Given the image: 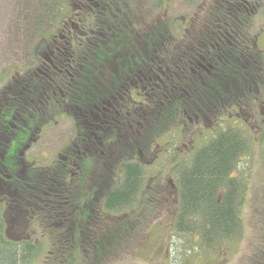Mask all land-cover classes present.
Instances as JSON below:
<instances>
[{"label":"trees","instance_id":"16d2710c","mask_svg":"<svg viewBox=\"0 0 264 264\" xmlns=\"http://www.w3.org/2000/svg\"><path fill=\"white\" fill-rule=\"evenodd\" d=\"M55 1L31 0L29 2L31 11L26 17V23L30 22L35 27L44 20V17H49L52 9L57 5V2L54 4ZM224 1L222 0L220 4L224 8L217 15L216 13L213 15L209 24L210 29L202 32L204 34L201 40L196 41L194 37L191 42L186 41L184 44L181 41L178 44L175 34L171 32V25L163 21L153 23L146 31H138L137 36L134 37L130 34L133 21L128 22L122 18L107 19L103 22L100 20L99 23L93 24V33L89 42L81 38L83 27L77 24L78 31H75L73 52L67 49L65 68L73 72V90L76 92L74 97L81 112V122L92 111L93 103H103L105 95L103 82L106 71L117 78V72L132 69L135 58L140 77L152 75L151 70L154 67L155 77L162 78L161 83L158 81L152 87L157 97L145 100V115L141 120V127L136 125L133 132V126L128 118L126 128H122L121 125V130L114 132L113 137L106 140L107 134L99 135V142L105 145V148L100 155L101 163H97V166L101 169V175L107 177V180L96 187L94 192L105 195L104 208L108 212L131 211L123 214L121 219L124 224L130 225V228L122 229L123 241L118 236L111 239V231L107 230L102 235L98 231H92L89 236H78L82 243L79 251L86 261L88 258L84 250L87 241L93 239V243L97 245L103 240L108 243L105 249L97 250L99 257L96 249L94 251L93 259H103L104 252L114 255V252L123 248L127 236L135 231L134 228L139 220L129 218L130 215H134L132 210L137 207L135 203L139 192L144 188L146 176L145 166L138 160L131 161L133 157L146 153L153 144H157L163 138L164 134L181 129L185 119L206 122L218 116L230 120L229 116L234 113H239L241 116H245L248 112L251 114L253 108L258 107L259 100H262L264 54L255 47L247 31L245 19L249 16V11L238 5L229 6V2L226 0L228 4H224ZM116 7L119 11L112 10L127 15L126 6V8L122 5ZM103 9L106 12L111 10L107 6ZM55 11L57 12L56 9ZM62 16L63 12H61ZM54 21L57 24L58 18ZM131 44L138 47L135 54L130 51ZM164 55L171 57L170 73H167ZM70 90L68 88L65 91L69 98L73 96ZM109 141L113 142L110 150H115L116 155L118 185L115 187L111 186L114 178L111 177L109 169L105 170L103 167L109 165L110 150L107 147ZM250 141L242 128L229 126L226 131H220L205 147L196 151L186 165L177 166L178 180L175 188L176 196L173 193V203L177 208L175 228L178 231L201 232L208 243L215 238L222 239L234 233L238 234L240 227L237 224L239 215L236 203L241 196L238 193L240 188L237 181L231 177V171L239 163L240 158L248 153ZM50 172L49 169L38 170L32 177L33 184L38 186L34 197L45 209V213L42 214L45 227L51 225L53 216L49 211L51 206L49 200L64 202V199H59L66 197L64 193L55 195L49 190L51 181L57 182L58 179H62L60 171L55 172L59 174L57 178L51 177ZM87 189L88 195L93 193L90 187ZM147 193L152 196L154 190L149 189ZM220 193L224 195L219 202ZM162 194H166V191L165 193L162 191ZM145 208H147L145 205L141 207L140 215ZM3 230L4 225L0 216V264H20L21 261L28 259L35 247L27 241L22 244L23 248L19 249L15 243L4 240ZM113 231L118 235V231L115 229ZM51 237L56 239L54 245L59 251L58 260L61 257L65 259V256L61 255L66 253V260L70 261V251L78 249L74 237L72 235ZM118 242L119 244H116ZM255 264H264V259L256 260Z\"/></svg>","mask_w":264,"mask_h":264},{"label":"rangeland","instance_id":"374dc122","mask_svg":"<svg viewBox=\"0 0 264 264\" xmlns=\"http://www.w3.org/2000/svg\"><path fill=\"white\" fill-rule=\"evenodd\" d=\"M136 1L139 4L135 16L132 17V25L136 29L142 27L148 30L153 23L165 21L171 25L178 44L180 41L183 44L186 41L191 42L194 37L196 41L201 40L204 34L202 32L212 21L213 15L215 13L217 15L223 9L220 6L222 0ZM256 1L259 2L257 7L255 5L252 7L245 20L251 39L260 36V40L263 41L260 48L264 51V0ZM29 2L31 0H0V100L7 96V87L13 78L30 70L33 61H38V58L40 60L42 57L34 55L41 52L45 54L41 50L44 49L42 47L45 43H51L53 38H58L64 33L61 31L64 28L60 25L58 27L54 21L56 18H58L57 22L63 21L60 12L62 0H56L54 4L57 2V5L52 9L50 16L44 17V20L35 27L30 22L26 23V17L31 11ZM70 12L73 15L77 13L73 7ZM73 29V31L78 30V27ZM261 108L259 106L255 109V118L249 115V112L243 116L245 120H250L247 125L241 121L237 123L235 118L228 120L224 117L216 133L211 130L213 119L207 120L206 123L201 121L203 124L200 126L197 125L196 119L195 121L185 119L181 129L164 134L157 142L159 146L153 144V147L144 153L143 165L146 177L141 193L144 196L147 190L153 189L154 194L147 199L152 197L154 201L141 215L140 211L130 215L129 219L139 222L137 221L135 231L127 236L125 246L114 252V255L104 252L103 259H93L95 249L97 253L98 249H105L108 243L103 240L97 245L92 239L87 241L84 250L87 261L77 249L70 251V261L66 260V253L61 255L65 256V259L61 257L58 260L59 251L54 245L55 237H51L50 234L44 238L40 231L32 228L31 230H35L38 235L27 241L35 248L30 252L28 259L21 261L20 264H255L256 260H263L264 116L260 114ZM60 116H56V120L42 134V138L28 151V159L37 160L38 166H50L66 142L75 137V126L72 121L61 120ZM229 126L242 128L245 135L251 139L248 153L240 158L239 163L231 171V177L237 181L240 188L238 193L241 198L236 203L239 215L237 224L240 231L222 239L215 238L208 243L201 232L183 233L175 228L177 208L173 201L178 180L177 166L186 165L191 160V155L210 143L220 131H226ZM157 156L160 158H155ZM162 191L164 193L166 191V194H162ZM223 195L220 193L219 202ZM145 203L147 204L146 199L144 205ZM127 212L120 213L121 217ZM112 214L119 213H110ZM108 223V227L102 230L101 235L106 230L111 231V239L118 236L123 241L122 229H129L130 225L115 218L108 220ZM15 229L16 227L11 229V238L4 235L3 238L5 241L13 240L12 242L21 249L26 241L20 239L18 234L20 229L18 227V230ZM113 229L118 231V235ZM97 256L99 257L98 253Z\"/></svg>","mask_w":264,"mask_h":264},{"label":"flooded vegetation","instance_id":"af4514ba","mask_svg":"<svg viewBox=\"0 0 264 264\" xmlns=\"http://www.w3.org/2000/svg\"><path fill=\"white\" fill-rule=\"evenodd\" d=\"M227 2L225 0L224 4L234 7L238 5L248 11L254 5L257 7L259 3L256 0H227ZM138 4L136 0H62L60 10L63 12V21L57 22L56 25L64 28L61 30L64 35L61 34L58 38H53L49 44L45 43L42 47L44 49H41L45 54L41 52L34 55L42 56L41 59L34 60L30 70L17 74L7 87V96L0 100V216L2 225H4V236L11 238V229L15 227L20 229L18 232L20 239L22 238L26 242L38 235L35 230H31L32 228L40 231L39 233L44 238L50 234L72 235L79 251L82 243L77 238L78 236H89L92 231L102 233V230L108 227L110 219L115 218L121 221V211L115 210L113 213L119 214L110 215L111 212L104 208L105 195L94 192L96 187L107 180V177L101 175V169L97 166V163H101L100 155L105 148V145L99 142V135L107 134L106 140L113 137L114 132L121 130V125L122 128H126L128 118L133 126V132L136 125L141 127V120L145 115V100L157 97V93L152 87L158 81L161 83L162 78L155 77L154 67L151 70L152 75L140 77V70L135 58L132 69L117 72V78L106 71L103 82L105 94L103 103H93L92 111L81 122V112L77 99L74 97L76 92L73 90V72L65 68V57L67 49L73 52L75 31H78L77 24L83 27L81 38L89 42L94 23H99L100 20L102 22L107 19L115 20V18L126 19L128 22L133 21L132 17L135 16ZM120 5L127 7H125L127 15L112 10L119 11L116 6ZM106 6L111 10L106 12L103 9ZM72 7L77 11L75 15L70 12ZM72 26L75 27V31ZM132 27L130 34L134 37L137 36L138 31H146L145 29H136L134 25ZM209 29L210 25L207 24L205 30L209 31ZM252 41L258 51L264 54L260 48L263 44L260 36L252 38ZM130 51L135 54L138 47L131 44ZM164 56L167 73H170L171 57ZM125 67L128 68V66ZM68 88L73 94L71 98L65 93ZM261 97L262 100H259L257 108L262 107L260 114L264 116V96ZM255 109L254 107L251 114L249 113L252 117L255 115ZM56 116H60L61 120L72 121L75 126V137L66 142L50 166L41 167L37 165V160L28 159V151L42 138V134L56 120ZM242 116L239 113H234L229 118L230 120L235 118L236 122L239 120L247 125L250 120H245ZM222 119L216 116L212 121L211 130L213 133H216L221 126ZM200 124L203 122L197 121V125L200 126ZM109 143L108 150L113 142ZM128 144L131 143L128 142ZM157 145L160 144L157 143ZM108 156L109 165L106 164L103 167L105 170L109 169L111 177L114 178L111 186L115 187L118 185L115 150L111 149ZM143 158L144 154H141L139 158L133 157L131 161L138 160L143 165ZM42 169H49L51 177L56 178L59 174H55V172H61L62 179H58L57 182L51 181L49 190L55 195L59 193L66 195L59 199H64V202L49 200L51 205L49 211L53 216L51 225L49 224L48 227H45L42 221L45 209L34 197L38 186H35L32 180L36 171ZM87 187L93 190L90 195H88ZM147 197H150V194L145 192L143 196L141 191L139 192L137 200L135 199L137 207L132 210V214L144 206V199L147 202V204L145 203L146 207L153 203V198L147 199ZM65 225L66 227H64ZM20 226L23 228L21 229ZM51 227L55 229L50 230Z\"/></svg>","mask_w":264,"mask_h":264}]
</instances>
